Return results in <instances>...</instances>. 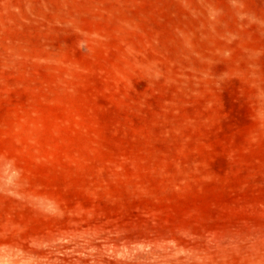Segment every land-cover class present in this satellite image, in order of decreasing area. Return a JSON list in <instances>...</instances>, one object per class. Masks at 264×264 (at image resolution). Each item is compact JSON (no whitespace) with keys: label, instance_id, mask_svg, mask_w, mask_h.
I'll return each instance as SVG.
<instances>
[{"label":"rangeland","instance_id":"obj_1","mask_svg":"<svg viewBox=\"0 0 264 264\" xmlns=\"http://www.w3.org/2000/svg\"><path fill=\"white\" fill-rule=\"evenodd\" d=\"M0 264H264V0H0Z\"/></svg>","mask_w":264,"mask_h":264}]
</instances>
